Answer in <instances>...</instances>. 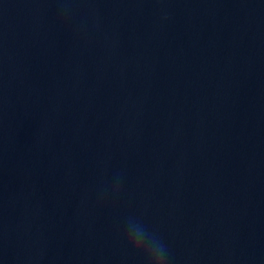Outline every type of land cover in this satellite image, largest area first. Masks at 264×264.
Listing matches in <instances>:
<instances>
[{
  "label": "water",
  "instance_id": "1",
  "mask_svg": "<svg viewBox=\"0 0 264 264\" xmlns=\"http://www.w3.org/2000/svg\"><path fill=\"white\" fill-rule=\"evenodd\" d=\"M264 264V0H0V264Z\"/></svg>",
  "mask_w": 264,
  "mask_h": 264
},
{
  "label": "clouds",
  "instance_id": "2",
  "mask_svg": "<svg viewBox=\"0 0 264 264\" xmlns=\"http://www.w3.org/2000/svg\"><path fill=\"white\" fill-rule=\"evenodd\" d=\"M126 247L143 264H168L169 250L163 240L138 219L129 217L125 232Z\"/></svg>",
  "mask_w": 264,
  "mask_h": 264
}]
</instances>
